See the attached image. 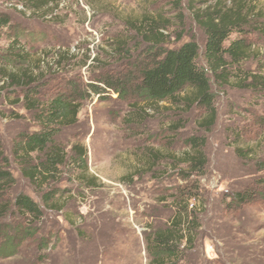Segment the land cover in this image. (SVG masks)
Segmentation results:
<instances>
[{
	"label": "rangeland",
	"instance_id": "374dc122",
	"mask_svg": "<svg viewBox=\"0 0 264 264\" xmlns=\"http://www.w3.org/2000/svg\"><path fill=\"white\" fill-rule=\"evenodd\" d=\"M25 1L0 0V14L13 26L0 38V153L16 180L0 202L19 193L39 201L12 155L18 134L37 131L38 124L25 108L24 90L8 86L9 72L42 75L33 91L40 101L80 91L78 122L57 141L69 153L76 143L87 148L86 177L93 182L78 180L71 165L63 168L60 210L45 211L36 237L16 255L0 256V264H152L146 236L175 214V196L187 186L197 188L192 202L201 228L196 247L179 264H264V198L228 212L223 203L229 193L264 179V170L258 171L264 164V92L214 85L215 122L207 128L209 111L185 99L187 92L152 103L138 90L157 35L168 49L191 40L202 46L205 35L194 11L231 1L44 0L32 10ZM242 1L255 7L252 19L262 30L248 32L253 56L242 69L264 76V0ZM16 37L27 59L19 69L2 56ZM235 137L249 143L238 146L253 147L256 161L239 158ZM191 156L206 161L194 174L186 161ZM258 191L264 195V185ZM20 216L8 213L5 222L26 226Z\"/></svg>",
	"mask_w": 264,
	"mask_h": 264
},
{
	"label": "trees",
	"instance_id": "16d2710c",
	"mask_svg": "<svg viewBox=\"0 0 264 264\" xmlns=\"http://www.w3.org/2000/svg\"><path fill=\"white\" fill-rule=\"evenodd\" d=\"M230 1L229 7L216 3L213 7L194 11V18L205 35L202 46L191 40L178 48L168 49L159 41L162 35H157L158 40L151 43L152 50L148 54V59H151L139 73L138 90L146 101H176L180 94L187 92L185 99L209 111L204 125L210 128L215 122V110L212 107L214 85L219 89L234 87L264 92V76L242 69V63L253 56L248 32L262 31L257 19H252L255 7L242 0ZM25 2L32 10L40 9L44 0ZM12 27L10 19L1 13L0 38L5 33L4 28ZM235 34L237 36L232 38ZM17 38L2 50V56L10 65L19 69L27 63V59ZM7 76L10 80L8 86L16 85L24 90L25 108L33 112L38 124L37 131L18 134L13 141L12 155L20 174L33 187L39 201L19 193L13 199L10 197L0 202V256L5 258L16 255L27 239L36 237L39 230L36 223L41 221L45 211L60 210L62 192L57 184L63 168L71 165L78 180L85 182L86 179L89 184L93 182V178L86 177L89 174L87 148L76 143L69 153L57 141L64 128L78 122L82 106L78 100L80 91L75 89L73 94L57 93L46 102L40 101L33 91L40 86L42 75L33 77L25 69L21 73L9 72ZM89 87L97 94L104 90L96 84H90ZM115 89L119 93L123 91L118 87ZM235 140H238L235 151L239 158L256 161L253 147L238 146L249 144L243 138L235 137ZM190 141L196 145L195 138ZM186 161L191 164L193 174L206 165L205 159L200 160L196 156ZM258 165V171H263L264 164ZM9 167V158L5 153H0V200L6 197L5 194L16 182ZM181 176L188 178L189 173L181 172ZM257 184L229 193L227 197L230 200L223 201L226 212L255 205L260 197L264 198L263 193L258 191L264 185V179ZM198 195L196 187L179 188L175 196V214L163 227L146 236L152 264H179L187 251L196 247L201 223L198 205L192 201H196ZM8 213L21 215L28 223L23 226L21 222L12 227L5 222Z\"/></svg>",
	"mask_w": 264,
	"mask_h": 264
}]
</instances>
